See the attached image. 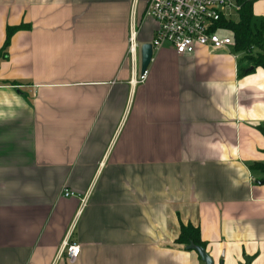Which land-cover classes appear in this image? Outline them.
<instances>
[{"label":"crops","instance_id":"crops-1","mask_svg":"<svg viewBox=\"0 0 264 264\" xmlns=\"http://www.w3.org/2000/svg\"><path fill=\"white\" fill-rule=\"evenodd\" d=\"M149 2L0 0V264H202L181 224L213 264H264V70L163 44L139 82Z\"/></svg>","mask_w":264,"mask_h":264},{"label":"built area","instance_id":"built-area-1","mask_svg":"<svg viewBox=\"0 0 264 264\" xmlns=\"http://www.w3.org/2000/svg\"><path fill=\"white\" fill-rule=\"evenodd\" d=\"M239 8L240 5L235 0H150L146 14L157 26L151 40L152 49L158 50L163 44H169L178 54H190L197 45H209L214 49L231 45L233 40L230 37L217 34L223 29L218 25L221 19L228 20L231 13ZM130 27L127 56L132 64L136 50L133 17ZM145 76L146 71L137 80L142 82ZM64 194L74 195L68 190ZM70 234L71 231L66 233L59 254L65 253L69 261H74L79 254L80 245L70 241Z\"/></svg>","mask_w":264,"mask_h":264},{"label":"trees","instance_id":"trees-1","mask_svg":"<svg viewBox=\"0 0 264 264\" xmlns=\"http://www.w3.org/2000/svg\"><path fill=\"white\" fill-rule=\"evenodd\" d=\"M240 4L238 11V19L227 21L221 19L219 25L223 29L231 32L234 50L241 52L251 63L253 67H260L264 70V22L256 23L253 20L251 2L252 0H237ZM7 38L5 44L8 43L12 28H7ZM264 135V128L259 127ZM249 170L256 169L264 174V163L253 161L248 165ZM264 180V179H263ZM177 244L187 245L192 242L204 247V242L201 240L198 227L191 224H181L178 238L175 240ZM247 260V259H246Z\"/></svg>","mask_w":264,"mask_h":264},{"label":"water","instance_id":"water-1","mask_svg":"<svg viewBox=\"0 0 264 264\" xmlns=\"http://www.w3.org/2000/svg\"><path fill=\"white\" fill-rule=\"evenodd\" d=\"M152 45L151 43L147 42L143 44L140 48V72L144 73L149 62L152 59ZM259 183H264V180L258 181ZM188 250H194L198 253V256L202 262V264H213L212 258L208 255L206 250L198 244H193L192 242L188 243L185 246ZM222 264V263H219ZM244 264H248L247 261Z\"/></svg>","mask_w":264,"mask_h":264},{"label":"rangeland","instance_id":"rangeland-1","mask_svg":"<svg viewBox=\"0 0 264 264\" xmlns=\"http://www.w3.org/2000/svg\"><path fill=\"white\" fill-rule=\"evenodd\" d=\"M238 18V13L237 11H234L233 13H231L230 17L228 18V21H235L236 19ZM217 34L219 36H223V35H230L231 32L228 31L227 29H224V30H220L219 32H217Z\"/></svg>","mask_w":264,"mask_h":264}]
</instances>
